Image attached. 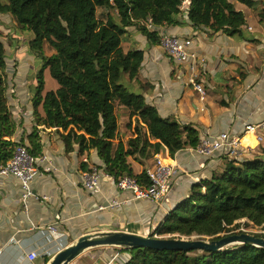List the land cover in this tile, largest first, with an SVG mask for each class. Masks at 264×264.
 <instances>
[{
  "label": "crops",
  "instance_id": "0c3cea01",
  "mask_svg": "<svg viewBox=\"0 0 264 264\" xmlns=\"http://www.w3.org/2000/svg\"><path fill=\"white\" fill-rule=\"evenodd\" d=\"M256 1L259 2L258 11L230 0L235 9L244 14V36L230 37L222 32L194 28L186 15L188 0L175 18L180 25L149 28L160 38L167 35L185 40L189 50L204 59L198 68V83L204 88L205 97H200L189 83V63L178 64L159 46L150 44L134 27L123 36L121 47L124 52H142L143 60L138 76L132 81L127 80V86L142 95L146 104L154 107L161 118L193 128L200 138L227 132L242 137L244 146L250 148L247 155L263 149L264 18L260 13L264 12V1ZM0 32L9 40L4 42L7 97L16 126L11 141L29 147L39 156L40 172L31 186L33 197L27 199L25 207L18 179L0 176V264H48L57 253L73 245L89 229L100 225L149 236L166 214L189 195L194 183L223 170L224 156L202 157L190 147L171 156L163 148L145 162L128 158V163L135 175L150 168L157 156L178 169L179 176L164 209L148 201L132 200L131 194L119 191L113 177L103 171L100 192L86 191L83 174L102 165L96 151L80 153L78 145H73V150L66 152L59 135L62 130L36 125L32 101L38 86L37 69L39 64L43 68V61L29 50L33 34L21 31L10 15L1 14ZM44 50L47 53L43 57L54 54L45 45L42 52ZM46 93L43 90L42 96ZM37 113L44 116L42 106L38 107ZM116 115L118 136L114 144L121 142L125 146L134 137L135 125L142 128V124L133 118L130 129L129 114L123 107L116 109ZM257 126L260 128L256 129ZM34 127L38 133L37 139H33L35 147H32L30 137ZM249 128L255 130L249 131ZM257 136L262 137V142H258ZM114 201L122 202V205L110 208ZM33 253L37 259L30 261L29 256ZM128 256L120 248L95 247L84 251L70 264H120Z\"/></svg>",
  "mask_w": 264,
  "mask_h": 264
},
{
  "label": "trees",
  "instance_id": "16d2710c",
  "mask_svg": "<svg viewBox=\"0 0 264 264\" xmlns=\"http://www.w3.org/2000/svg\"><path fill=\"white\" fill-rule=\"evenodd\" d=\"M185 1L0 0V14L10 15L21 31L33 34L29 50L43 61V69L58 85L55 92L42 96V72L38 74L32 101L36 125L62 130L59 135L66 152H71L73 145H78L80 153L96 151L102 164L97 168L113 177L115 183L129 176L140 184H148L145 168L135 175L128 158L145 162L163 148L173 156L186 147L195 148L201 139L193 128L161 118L142 95L127 86V80L138 76L143 53L124 52L121 47L122 38L131 27L150 44L159 46L160 37L149 28L180 25L175 18L181 14ZM235 1L258 11L256 0ZM188 2L186 15L194 28L230 37L244 36V14L230 0ZM98 9L104 12L103 19L97 17ZM260 16L263 19L264 12ZM1 37L0 34V166L12 158L18 144L11 141L16 126L8 103L7 53ZM44 44L54 52L52 56L43 57ZM40 106L42 117L37 113ZM118 107L128 111L130 129L133 118L142 124V128L135 125L134 137L125 146L121 142L114 144L118 136ZM37 133L34 127L32 147ZM241 222L244 227L264 229V148L241 160L224 157L223 170L194 183L189 195L168 212L150 236L218 240L243 233ZM255 236L264 239V234ZM122 251L129 256L120 264H264V249L250 245L228 247L219 253L147 248Z\"/></svg>",
  "mask_w": 264,
  "mask_h": 264
},
{
  "label": "built area",
  "instance_id": "2783aa9c",
  "mask_svg": "<svg viewBox=\"0 0 264 264\" xmlns=\"http://www.w3.org/2000/svg\"><path fill=\"white\" fill-rule=\"evenodd\" d=\"M160 49L169 58L178 64L189 63V83L194 87L200 97H205L204 88L198 83V68L204 63V59L197 57L189 50V43L174 36H162L160 38ZM260 128V126L255 127ZM255 128H249L254 131ZM258 142H262V137L257 136ZM193 151L199 156L213 158L224 156L233 160L245 158L250 151L244 146L242 137L230 133H220L215 137L206 136L200 139ZM38 158L30 154L26 146L18 143L14 149L12 158L4 165L0 166V176H12L20 182L22 194L21 200L25 207L28 198L33 197L32 183L40 174L38 169ZM148 184H140L136 179L123 176L116 183V187L121 192H129L134 201H148L158 208L164 209L168 196L175 180L178 178V169L164 162L159 156L155 157L153 166L145 170ZM101 170L97 167L91 168L83 174V188L93 194L100 192ZM122 202L114 201L110 208H118ZM102 210V208H100ZM168 214V213H167ZM166 214V215H167ZM53 231V228H50ZM1 252V251H0ZM30 261L37 259L33 253L29 256Z\"/></svg>",
  "mask_w": 264,
  "mask_h": 264
},
{
  "label": "water",
  "instance_id": "95a60500",
  "mask_svg": "<svg viewBox=\"0 0 264 264\" xmlns=\"http://www.w3.org/2000/svg\"><path fill=\"white\" fill-rule=\"evenodd\" d=\"M236 245H250L264 249V239L249 233L229 234L218 240L188 238H152L128 233L123 229L100 225L89 229L73 245L57 253L48 264H70L84 251L95 247L120 249H152L157 251L219 253Z\"/></svg>",
  "mask_w": 264,
  "mask_h": 264
},
{
  "label": "rangeland",
  "instance_id": "374dc122",
  "mask_svg": "<svg viewBox=\"0 0 264 264\" xmlns=\"http://www.w3.org/2000/svg\"><path fill=\"white\" fill-rule=\"evenodd\" d=\"M183 6V5H182ZM103 11L101 10V9H98V12H97V17L99 18V19H103ZM5 33H8V32H6L5 31ZM31 33V32H30ZM0 34L2 35V37H1V40L3 41V42H9V40H7V39H5L6 38V36H4L3 35V33L2 32H0ZM3 38V39H2ZM5 39V40H4ZM7 40V41H6ZM6 45V44H5ZM45 45V47L50 51L51 50V48L47 45V44H44ZM47 53V51L46 50H44L43 52H42V54H46ZM38 72L37 73H40V72H42V79L44 80V83H45V87H44V92L46 93V92H55V90H57V88H58V85H57V83H56V81L54 80V79H52L51 78V76H50V74H49V72H48V70H43V68H42V64H39V67H38ZM9 74L11 75V72H9ZM8 74V75H9ZM44 76V77H43ZM243 223L244 222H241V228H240V231H242V232H245V233H249V234H253V235H255V234H264V229L263 228H257V227H254V226H252V225H250V226H248V227H244V225H243ZM239 230H237V232H238ZM189 239H197V237H191V238H189Z\"/></svg>",
  "mask_w": 264,
  "mask_h": 264
}]
</instances>
